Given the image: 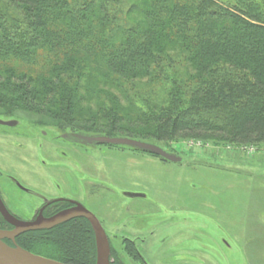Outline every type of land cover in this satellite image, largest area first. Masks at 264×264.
Listing matches in <instances>:
<instances>
[{
	"label": "trees",
	"instance_id": "trees-1",
	"mask_svg": "<svg viewBox=\"0 0 264 264\" xmlns=\"http://www.w3.org/2000/svg\"><path fill=\"white\" fill-rule=\"evenodd\" d=\"M0 105L158 145H264V0H0ZM15 242L96 263L84 218Z\"/></svg>",
	"mask_w": 264,
	"mask_h": 264
},
{
	"label": "rangeland",
	"instance_id": "rangeland-1",
	"mask_svg": "<svg viewBox=\"0 0 264 264\" xmlns=\"http://www.w3.org/2000/svg\"><path fill=\"white\" fill-rule=\"evenodd\" d=\"M0 121L7 123L0 125V192L8 208L29 222L50 198L78 201L102 228L100 264H264V157L249 154V145L161 143L183 159L175 164L128 147L59 138L95 133L90 121L62 123L2 105ZM15 238L0 242L18 248Z\"/></svg>",
	"mask_w": 264,
	"mask_h": 264
},
{
	"label": "water",
	"instance_id": "water-1",
	"mask_svg": "<svg viewBox=\"0 0 264 264\" xmlns=\"http://www.w3.org/2000/svg\"><path fill=\"white\" fill-rule=\"evenodd\" d=\"M7 124L0 121V125ZM63 140L80 144L88 147H95L97 145H109V146H123L146 152L161 159L179 164L183 159L175 153L167 152L162 146L153 142L144 141L140 139H133L128 137H110L104 134L90 135L83 132L65 133L60 136ZM130 198L140 197L137 194H127ZM0 215L3 220L10 225L13 229L10 231L0 230V239L7 238L13 239L14 237L36 230L49 229L53 226L65 222L72 218H84L90 225L94 235V243L96 250V263L100 264V257L102 253L103 244V231L102 228L94 217L93 214L88 212L81 204L74 203V207L71 210L62 212L50 219L40 220L38 217L34 221L25 222L20 221L10 215L6 208L0 201ZM0 264H62L50 259H46L37 255H33L29 252L21 250L20 248H10L0 242Z\"/></svg>",
	"mask_w": 264,
	"mask_h": 264
},
{
	"label": "flooded vegetation",
	"instance_id": "flooded-vegetation-1",
	"mask_svg": "<svg viewBox=\"0 0 264 264\" xmlns=\"http://www.w3.org/2000/svg\"><path fill=\"white\" fill-rule=\"evenodd\" d=\"M74 132H81V131H74ZM67 133H73V132H67ZM84 133V132H83ZM65 133H62L61 135H63ZM87 134V133H86ZM59 135V138L62 139ZM90 135H94V134H90ZM63 141V140H61ZM65 141V140H64ZM63 141V142H64ZM69 144H73L74 143H70L67 142ZM98 146V145H97ZM96 147V146H95ZM63 153V152H62ZM63 155L65 156V154L63 153ZM0 201L2 202L3 206L6 208L7 212L12 215L13 217H15L16 219L22 221L18 215H16L11 209L8 208V206L6 205V203L3 200V195L0 192ZM74 203H79L78 201L74 200L73 198H69V197H63V196H58V197H53L50 198L48 201H44L41 203V205L32 212L30 221H34L36 220L38 217H40V220H46V219H50L62 212H66L68 210H71L74 207ZM80 204V203H79ZM82 205V204H81ZM83 206V205H82ZM85 208V207H84ZM87 210V209H86ZM88 211V210H87ZM89 212V211H88ZM92 214V213H91ZM0 218L3 220V218L0 215ZM29 221V222H30ZM13 228L11 227L10 230H12Z\"/></svg>",
	"mask_w": 264,
	"mask_h": 264
},
{
	"label": "built area",
	"instance_id": "built-area-1",
	"mask_svg": "<svg viewBox=\"0 0 264 264\" xmlns=\"http://www.w3.org/2000/svg\"><path fill=\"white\" fill-rule=\"evenodd\" d=\"M249 154H264V145H249Z\"/></svg>",
	"mask_w": 264,
	"mask_h": 264
}]
</instances>
